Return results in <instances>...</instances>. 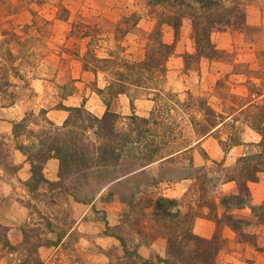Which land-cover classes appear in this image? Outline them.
I'll use <instances>...</instances> for the list:
<instances>
[{"label":"rangeland","instance_id":"374dc122","mask_svg":"<svg viewBox=\"0 0 264 264\" xmlns=\"http://www.w3.org/2000/svg\"><path fill=\"white\" fill-rule=\"evenodd\" d=\"M174 1L0 0V264H64L77 258V236L61 242L74 223L72 193L80 200L87 195L79 183L91 171L74 170L58 182L60 163L50 158L45 169L56 159V176L47 179L58 184L34 187L25 176H31L30 166L17 147L30 146L38 153L42 141L48 146L58 137L68 139L70 131L81 140V118L68 111L80 107L98 119L107 111L116 114L115 133L141 135L139 145L129 144L127 151L142 158H122L116 171L143 174L85 196L93 197L88 205L95 216L113 224L105 234L122 237L128 251L137 253L139 246L163 238L154 232L153 205L169 198L184 212H199V218L213 223L211 237L204 239L217 232L226 237L215 264L264 259V217L244 223L230 243L226 225L216 224L217 219L223 214L245 218L250 210L207 209L211 201L219 205L223 196L239 192L236 181L228 180L241 179L245 166L240 157L260 151L262 137L254 128L264 127V0H242L245 24L213 31L211 58L187 57L195 54L188 16L183 15L176 33L162 24L164 42L173 45L165 73L142 83L135 73L137 85L128 86L125 94L107 90L118 73L132 76L127 67L145 60L151 33L162 18L179 10ZM131 116L150 123L141 130ZM68 118L72 122L65 129ZM85 135V143L95 149L98 138L92 130ZM185 145L194 147L170 161L160 159ZM91 147L87 156H95ZM247 185L252 201L264 191V173ZM178 187L185 192L175 197ZM260 205L264 200L254 206ZM11 227L21 238L14 245L7 236ZM237 249L240 258L233 254ZM156 257L148 260L160 264ZM123 258L115 264H143Z\"/></svg>","mask_w":264,"mask_h":264},{"label":"trees","instance_id":"16d2710c","mask_svg":"<svg viewBox=\"0 0 264 264\" xmlns=\"http://www.w3.org/2000/svg\"><path fill=\"white\" fill-rule=\"evenodd\" d=\"M157 2H160V0H157ZM173 4H179V10H176L170 19L162 18L161 22H159L155 30L151 33V47L147 51L145 60L137 63V65L127 67L131 71L132 76L124 77L122 73H118L119 76L107 87V90L111 94H125L128 86L137 85L135 73H137L136 76H139L137 83L146 82L150 80L148 79L149 77L154 81L153 77L156 72H160L161 74L165 73V63L173 52V45L164 42L161 28L162 24H168L176 33L181 25L183 15L190 18L195 54L187 55L188 58H211L215 52L214 45L211 41L213 31L220 28H239L245 24L242 0H177ZM180 8L187 9L189 13H186L185 10L180 11ZM130 77L134 80L133 82L130 81ZM68 111L71 114H75L76 119L79 120L81 118V140L70 131L68 139L58 137L48 144V146L47 142L42 144V141L41 149L38 153H34L30 146L20 145L17 147L18 151L25 156L30 166L31 176L28 181L29 185L34 187H50L57 185L60 181H64L74 170L81 171V173L84 170H88L91 172L89 174H83L81 176V183H79L81 185V192H85L87 194L85 196H88L89 194L99 193L106 185L109 186L114 182L125 180L135 174H143L141 172L134 174V170L116 171L122 158H142L127 151L129 144L139 145L141 140L139 133L137 137L136 135L133 137V135L131 136L127 133L123 135L115 133V122L118 117L109 111L101 119L94 117L82 107L68 109ZM70 118L65 121V129L72 122ZM129 120L134 124H138L141 130V125L145 126L150 123L148 119L138 118L136 116H131ZM49 124L51 123L49 122ZM89 130H92L96 138H98L99 145L95 149H92L89 143H85L87 141L85 133ZM254 130L262 137L259 143L260 151L254 155L240 157L239 162L243 161L245 166L241 170L243 174L241 175V179L230 178L228 180L236 181L239 192L234 195L223 196L219 205L211 201L207 208L215 211L218 206H221L225 212L249 209L251 212L250 216L245 218H238L232 214H223L220 219H217L216 224L222 222L236 234H239V231L246 226L244 223L249 222L250 219L264 217V212L258 213L260 210L264 211V205L254 206L251 204L249 187L247 185L249 182L256 181V176L259 173H264V127H255ZM56 132L58 136L60 130L58 129ZM206 134L207 131L202 136ZM191 145H185L184 148L175 150L160 159L167 158L164 161H170L174 157L172 155L175 153L181 154L180 151L182 150L186 152L192 149L194 146L191 147ZM89 146L93 152L95 151V156H87L88 153H91ZM80 152L81 157H78L77 155ZM50 158H56L60 163L59 181L56 183L49 181L44 175L45 165ZM111 174L114 175L109 177ZM189 176H186L185 179ZM72 197L80 204L88 205L93 203V197L92 199L81 197L80 200L76 193H72ZM109 201L107 200L105 202ZM200 208L201 206L198 207V209ZM153 209V218L157 222L155 227L157 229L152 231L157 233L158 237H163L167 241L165 256L156 257L158 263L215 264L216 255L221 250L222 244L226 242V239L222 237L221 232H217L211 239L201 238L193 232V222L201 216V213L184 212L182 204L177 200L169 198H162L156 201ZM116 238L121 243L125 256H132L143 264H155L151 260L140 257L136 252H129L124 239L118 236ZM151 239L154 240L155 237Z\"/></svg>","mask_w":264,"mask_h":264},{"label":"crops","instance_id":"0c3cea01","mask_svg":"<svg viewBox=\"0 0 264 264\" xmlns=\"http://www.w3.org/2000/svg\"><path fill=\"white\" fill-rule=\"evenodd\" d=\"M208 139L205 140V142ZM258 141H255L257 143ZM204 144V143H203ZM216 153V151H214ZM215 157L218 159V155L215 154ZM56 159H51L48 164L47 168L45 169V177L49 180L55 179V173L54 169H56L55 164ZM28 166V165H25ZM51 168V169H50ZM56 172V171H55ZM28 179L30 176L29 174L25 175ZM187 180H183V182H186ZM180 186V185H179ZM185 189L182 190V187H178V190L173 195L175 197L182 196L181 194H184ZM264 200V191L261 192V195L252 196V205H258L261 204ZM93 205H82L75 201H71V207L74 210L73 214V226L67 233V235L63 238L61 245L64 244V242L71 238L73 234L77 236V240L75 242V249L77 251V258L74 259V261H68L64 264H115V261L117 260H124L123 258V248L121 246V243L119 240L109 234H105V229L107 227L112 226V223H106V221H103L95 216V212L92 209ZM107 212L109 210L108 207L105 209ZM237 211H245V210H232V212ZM248 213V212H247ZM109 221V218H107ZM193 232L203 238H210L213 232V223L207 219L204 218H197L193 224ZM226 228V227H225ZM226 236L229 239V242L231 243L233 241V232L227 228L225 229ZM8 240L10 244L14 245L15 243L21 241V238L16 234V228L11 227L8 231ZM225 237V236H224ZM226 238V237H225ZM165 244L166 241L164 238H158L157 240L151 242L149 245H141L137 248V253L144 259H149L152 256H160L164 257L165 255ZM60 245V246H61ZM238 247L239 245L236 244ZM58 246L56 249L60 247ZM237 247V248H238ZM63 249H67L65 246H63ZM238 253L236 254L239 258L242 255L241 251L237 249ZM113 252V253H111ZM247 257V256H246ZM264 259L259 256L257 261L253 264H264ZM226 261L230 262V264H245L242 261L236 260V262H232L231 259H227ZM249 264V263H247Z\"/></svg>","mask_w":264,"mask_h":264}]
</instances>
